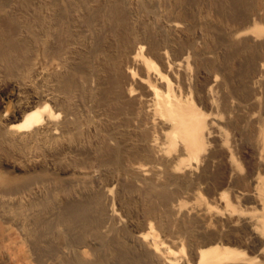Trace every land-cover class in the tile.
Wrapping results in <instances>:
<instances>
[{
  "label": "bare ground",
  "instance_id": "obj_1",
  "mask_svg": "<svg viewBox=\"0 0 264 264\" xmlns=\"http://www.w3.org/2000/svg\"><path fill=\"white\" fill-rule=\"evenodd\" d=\"M6 1L0 198L33 206L23 198L43 187L90 201H62L51 220L53 199L43 222L37 203L41 226L21 219L27 251L15 255V237L0 235V264H82L49 236L66 223L86 264L106 263L98 247L117 264H264V118L249 116L242 134L234 108L264 84V37L253 32H264V9L255 0Z\"/></svg>",
  "mask_w": 264,
  "mask_h": 264
},
{
  "label": "rangeland",
  "instance_id": "obj_2",
  "mask_svg": "<svg viewBox=\"0 0 264 264\" xmlns=\"http://www.w3.org/2000/svg\"><path fill=\"white\" fill-rule=\"evenodd\" d=\"M0 1H1V0H0ZM10 1H12V0H10ZM16 1H17V0H14V2H16ZM21 1H23V0H21ZM25 1H26V0H24L23 2H25ZM218 1H220V0H218ZM221 1H224V0H221ZM248 1H249V0H248ZM250 1H251V0H250ZM258 1L260 2V0H258ZM258 1L255 0V2H256V6H259V5H260V6H259L260 9H259L258 7H256V9H257V10H256L257 13L259 12V10H261V8H262V10L264 9V7H261V6H264V5H263V4H264V0H263V3H262V0H261L262 5H261V3L259 4ZM6 2H8V0H7ZM12 2H13V1H12ZM18 2H19V1H18ZM220 3H221V2H220ZM257 3H258V4H257ZM258 9H259V10H258ZM262 13H264V10L262 11ZM258 14H261V12H259ZM253 18H254V17H253ZM215 23H216V22L212 23V26H213V28L216 26V28H214V29H215V30L217 29L216 31L219 32V33H217L216 31H214L213 28H212V30H213V34H214V37L217 35L215 38L220 39V37H218V36L221 35V34H220L221 30H220V28L218 29V27H217L218 24L216 23L217 25H215ZM257 26H259V25H257ZM261 26H262V25H261ZM250 27H251V25H250ZM263 27H264V25H263L261 28H263ZM259 28H260V26H259ZM263 29H264V28H263ZM218 30H220V31H218ZM223 31H224V30H223ZM223 31H222V34H223ZM214 32H216V33H214ZM249 32L251 33L252 31H249ZM249 32H248V34H249ZM253 32H256L255 34H257V35H258L259 32H260V33L262 32L263 34H261L262 36L259 35L261 38H260L259 36H258V37H259V38H258V37H255L256 35H255ZM253 32H252V33L254 34L253 36H254L256 39H258L257 41H259V39L261 40V39L264 37V32H263V30L257 32V30L254 31V29H253ZM215 34H216V35H215ZM218 34H220V35H218ZM248 34L246 33V35H248ZM251 35H252V34H251ZM251 35H250V36H251ZM209 36H210V35H209ZM253 36H252V37H253ZM246 37H247V36H245L244 38H246ZM252 37H249V38L251 39ZM254 37L252 38V40L255 39ZM221 38H223V37H221ZM224 38H225V37H224ZM224 38H223V39H224ZM225 39H226V38H225ZM263 82H264V81H263ZM190 83H192V80H191ZM249 85L252 86L251 84H249ZM253 87L256 88L257 85H256V86H253ZM255 90H257V91H255ZM255 90H254V88H253V92L255 91L254 93L256 94L257 97L254 95L255 98H253V97H254V96H253V97H252L253 99H250L251 101L248 100L247 103H246V101H245L244 104L241 102L242 105H241L240 103H239V105H238L237 102H236V105H237V106H234V108L237 107L236 109H238V110H235V114H236V113H237V114L240 113L238 117H239V122H240V120H241V123H240L241 125L239 124V126H237V128L239 127L238 129H239V130H242V134L244 133V131L247 132L246 127L248 128V125L250 124V122H253V121H251L252 119H253V120L255 119L254 121H256L257 119L261 121V118H264V84L261 83V84L259 85V88L257 87ZM258 90H259V91H258ZM260 92H261V93H260ZM258 93H259V94H258ZM260 94H262V95L260 96ZM215 96H216V95H215ZM258 96H259V97H258ZM257 98H259V99H257ZM256 99H257V100H256ZM252 103H253V104H252ZM262 103H263V104H262ZM232 104H234V102H232ZM232 104H231V105H232ZM234 105H235V104H234ZM255 105H256V106H255ZM260 105H261V106H260ZM215 106H216V105H215ZM239 106H241V107H239ZM238 107H239V108H238ZM244 107H245V108H244ZM240 110H241V111H240ZM247 110H248V111H247ZM233 111H234V110H233ZM236 111H238V112H236ZM239 111H240V112H239ZM253 112H254V114H253ZM232 113H233V112H232ZM232 113H229V114L232 115ZM248 113H249V115H247ZM229 114H227V115H229ZM235 114L233 113V115H235ZM237 114H236V116H237ZM225 115H226V114H225ZM225 115L223 114V117H219L223 122H222L219 118H218V120H216V119L214 120V119H212V118H209V119H212V121L214 120L216 123H218V124L221 123V124L223 125L224 120H225V118H226ZM241 115H242V116H241ZM256 115H257V116H256ZM224 116H225V117H224ZM240 116H241V117H240ZM243 116H247V117H243ZM249 116H250V117H249ZM252 116H253V117H252ZM248 117H249V118L252 117L251 120H250ZM254 117H255V118H254ZM256 117H257V118H256ZM222 118H223V119H222ZM244 118H245V121H246V120H249V121H246V124H247V125L245 124V121L242 123V121L244 120ZM259 118H260V119H259ZM262 120H263V119H262ZM218 121H219V122H218ZM239 122H238V123H239ZM248 123H249V124H248ZM242 124H244V125H243L244 128H245L244 131H243V129H242V128H243ZM215 125H216V124H215ZM240 126H241V127H240ZM240 128H241V129H240ZM228 135H229V133H228ZM229 137H231V135H230ZM229 139H230V138H228V140H229ZM229 141H231V139H230ZM240 165H242L241 162H240ZM41 189L46 190V192L48 191L47 189H45V188H43V187H41ZM41 189H40V191H39V193H38L37 195H35V196H33V195L31 196V195H30V199H32V202H31V200H30L29 198H27L26 196H25V199L23 198L24 202H26V203L30 201L31 203L29 202V204H32V203L35 201L34 199H36V201H37L38 204L41 203V205H43V203H44L43 206L38 207L39 205H38L36 202H34L33 204H34V205L37 204L38 206L36 205V207L33 208L34 205H33V206L30 205V206H32V207H31L32 209H31V208H27V209H26V207L29 206V205H26V203H25L26 207L24 206V203H23V202H21V203H23V204H20L19 202L21 201V199L18 200V198H15L16 195L14 196V195L12 194V195L6 196V197H8V198H5V199H4V197L0 198V211H1V212H0V213H1V214H0V235H4V236H5L6 234H9V235L11 234V237H13V238L15 237V238H14V242H15V244H14V245H15V246H14V249H15V250H13V252H14L15 255H16V254L18 255L19 253H21V251H27V246H26V244L24 243V240H23V239H24V236H23V234H22V231H21L22 228H21L20 225L23 226L24 222H26L28 218L30 219V220L28 219V221H27V222L30 221L29 224H30V223H35V224L38 223L36 226H38V225L41 226L42 222L45 221V220H47L49 217H50L49 219L52 220V219H54L56 216L60 215V213L62 212V211H61V209H62V208H61V207H62V206H61V202H62V201L67 202L68 204H71V203H72V204H75L74 202H77L76 204H78V201H79V203L81 202L80 204H82V203L84 204L85 201H86V203H88V201H90V199H88V198H86V199H85V198H80V197H82V196H84V197H86V196H85V195H82V194H80V193L77 194V192H76V193L73 192V193H75V194L72 193L73 196H72L71 194H69L70 196H69V195H66L65 198H63V197H56V198H58V199H56V198L54 199L55 196H53V194H50L49 191H48L47 193L43 191V192H44V195H42L43 192H42ZM41 193H42V194H41ZM40 194H41V195H40ZM48 194H50L53 198H52L50 195H48ZM79 195H80V197H79ZM37 196H38V198H37ZM39 196H40V197H39ZM41 196H42L43 199L41 198ZM47 196H48V197H47ZM74 196H76V197H74ZM77 196H78V198H77ZM28 197H29V196H28ZM35 197H36V198H35ZM50 197H51V198H50ZM66 197H67L69 200H64V199H66ZM70 197H71L72 199H71ZM26 198L28 199V201H27ZM44 198H48V199L50 198L51 201H50V199L48 200V199H44ZM8 199H9V200H8ZM39 199H40V200H39ZM41 199H42V200H41ZM53 199H54V201H55V200H59V201H60V202L55 201L56 204L54 203L55 205H53V206H55V207H56V205H58L57 207L60 209L59 211H58V210H55L57 207L55 208V207L51 206V205L53 204V203H51V202H53ZM70 199H71L72 201H71ZM75 199H76L77 201H74V202H73V200H75ZM83 199H84V202L81 201V200H83ZM14 200L17 201V202H15ZM23 200H22V201H23ZM25 200H26V201H25ZM33 200H34V201H33ZM45 200L48 201V202H50V203H48V202L45 203ZM87 200H88V201H87ZM7 201H8L9 203H8ZM10 201H11V202H10ZM68 201H70V202H68ZM6 202H7V203H6ZM13 202H14V203H13ZM42 202H43V203H42ZM64 202H62V204H63ZM47 203L50 205V206L47 205V207L50 208V209H48L47 207H44L45 204H47ZM59 203H60V204H59ZM86 203H85V204H86ZM14 204H15V205H14ZM18 204L21 205V206H20L21 208L19 207ZM64 204H66V203H64ZM66 205H67V204H66ZM4 206H5V207H4ZM6 206H7V209H6ZM23 206H24V209H25L26 211H27L28 209H29V210L31 209L32 212H31V210L28 211V212L24 211V209L22 208ZM30 206H29V207H30ZM11 207H12V208H11ZM18 207H19L20 209H18ZM37 207H38V208H41L42 210H44L43 208L47 209L46 212L44 211V212L46 213V214L44 213V214H45V215H44L45 217L42 215V214H43V211L40 212L41 209H40V211H39ZM51 207H52V209L55 210V213H51V212H50V211H52V212L54 211V210L51 209ZM63 207H65V206H63ZM58 208H57V209H58ZM17 209H18L19 211H18ZM21 209H23V211H22ZM33 209H34V210H33ZM11 211H12V212H11ZM17 211H18V212H17ZM34 211H36V212L34 213ZM47 211H48V212H47ZM6 212H7V213H6ZM37 212H38L39 216H41V217L43 216V217L45 218V219H41L42 222H40V224H39V220H40V219H39L38 216H37L38 214H36ZM39 212H40V213H39ZM58 212H59V213H58ZM18 213H19V215H18ZM31 213L34 214V215H32ZM41 213H42V214H41ZM48 213H49V214L51 213L49 217H47ZM56 213H57V215H54V216L52 215V214H56ZM28 214H29L30 216H29ZM40 214H41V215H40ZM27 216H28V217H27ZM51 216L54 217V218H51ZM19 217H21V218H19ZM23 217H24V219H23ZM25 217H26V219H25ZM41 217H40V218H41ZM43 217H42V218H43ZM31 218H32V221H31ZM14 219H17V220H14ZM21 219H23V221H24V222H22L23 224L21 223ZM37 219H38V220H37ZM49 219H48V220H49ZM18 220H19V221H18ZM16 222H17V223H16ZM27 222H26V225H28ZM35 224H34V225H35ZM32 225H33V224H32ZM58 225H59V224H58ZM58 225L55 226L56 229H55V227H53L52 230H53L54 232L51 230V232H53V233H52L53 236H52V235H49V236L53 237V239L55 238V240H56V241H59V243L62 242L63 244H66V246H67L68 248L71 247V249H70L71 254L74 253V254H72V256L77 257V258H75V259L79 260V259L81 258L82 260H79V261H83V262H84L83 259H85L86 262H87V260H90V259H91V255H90V257L87 256V257H89L90 259L87 258V257H86V258H87V259H86L85 257H83L84 255L81 256L82 254H81V250L79 249L80 247L78 246V244H73V243H72L73 240H72V238L70 237V236H71V232H70V230L68 229L69 226L67 227L68 224L66 223V224H65L66 226H65L64 224H62L63 226H62L61 224H60L59 226H58ZM19 226H20L21 229L19 228ZM36 226H35V227H36ZM40 226H38V227H40ZM64 227H65V228H64ZM67 229H68L69 231H68ZM2 231H3V232H2ZM40 232H41V231H40ZM68 232H70V234H69ZM12 234H13V235H12ZM21 234H22V235H21ZM54 234H55V235H54ZM69 237H70V238H69ZM56 238H57V239H56ZM79 239H80V238H79ZM22 241H23V243L25 244L26 247L23 246L24 244L22 243ZM69 242H70V243H69ZM115 243H117V242H114V241H111V242H110V240H109V243H108V244H109V245L111 244V245H110V247H109V245H108V248L111 249V247H113V246L116 245ZM113 244H114V245H113ZM72 246H75V247H72ZM80 246H81V245H80ZM18 247H19V248H18ZM78 247H79V248H78ZM72 248L75 249L74 251H76V252H72V251H73ZM76 248H78L79 251H78V249H76ZM82 248H86V247H82ZM89 248H90V247L88 246L86 249H89ZM98 248H99V249H97V250H99V251H97V252H98L99 254H101V256L104 257V260H105V262H106V263L104 262L105 264H108V263H109L108 261H111V262H112V263H109V264H115V263H116V262L113 260V258L110 259L111 256H110V257L107 256V255H109V253H110V252L108 253V249H107V247H106L107 250H106L105 248H103V250H101L102 248L100 249V247H98ZM113 248H119V246L116 245V246L113 247ZM20 250H21V251H20ZM104 250H106V251H104ZM88 251H89L88 253H90V254L92 253V251H91L90 249H89ZM16 252H17V253H16ZM101 252H102V253H101ZM105 252H106V254L108 253V254L106 255V257H107L108 259L104 256ZM79 253H80L81 255H80ZM103 253H104V254H103ZM78 254H79V255H78ZM82 257H83V258H82ZM103 257H102V258H103ZM78 258H79V259H78ZM53 259H54V258H53ZM53 259H52V260H53ZM55 259H57V257H55ZM58 259H59V258H58ZM52 260H50V261H52ZM113 261H114L115 263H114ZM83 262H82V264H86V262H84V263H83ZM107 262H108V263H107ZM116 264H117V263H116ZM118 264H121V263H118ZM123 264H125V263H123Z\"/></svg>",
  "mask_w": 264,
  "mask_h": 264
}]
</instances>
